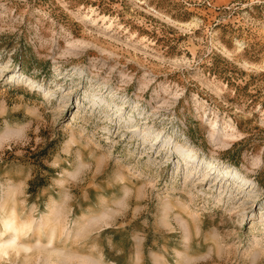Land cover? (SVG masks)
Segmentation results:
<instances>
[{
    "label": "rangeland",
    "instance_id": "1",
    "mask_svg": "<svg viewBox=\"0 0 264 264\" xmlns=\"http://www.w3.org/2000/svg\"><path fill=\"white\" fill-rule=\"evenodd\" d=\"M0 112L38 129L0 149V221L41 246L0 264H264V0H0ZM125 175L138 201L79 238Z\"/></svg>",
    "mask_w": 264,
    "mask_h": 264
},
{
    "label": "clouds",
    "instance_id": "2",
    "mask_svg": "<svg viewBox=\"0 0 264 264\" xmlns=\"http://www.w3.org/2000/svg\"><path fill=\"white\" fill-rule=\"evenodd\" d=\"M0 115H3V112H0ZM27 115L34 120L36 119L31 113ZM30 131H38L37 128L32 127L31 121L5 125L0 128V149L12 145L27 144ZM98 196V210L84 225L79 238L98 235L113 227L128 212L131 203L134 200L138 201V188L125 175L123 179L117 180V190L114 194L101 192L98 193ZM70 199V196L65 197V205ZM0 225L3 228V231L0 232V251L32 252L34 248H41L39 244L29 246L22 243V240L26 239L31 231L30 222L21 221L15 214H12L0 221ZM48 249H51L50 245L43 248L47 256L46 264H93L87 255L75 249ZM95 264H103V258L99 254L95 258ZM155 264H164V258L156 257Z\"/></svg>",
    "mask_w": 264,
    "mask_h": 264
},
{
    "label": "bare ground",
    "instance_id": "3",
    "mask_svg": "<svg viewBox=\"0 0 264 264\" xmlns=\"http://www.w3.org/2000/svg\"><path fill=\"white\" fill-rule=\"evenodd\" d=\"M180 151H181V150H180ZM178 154H180V153H178ZM187 155L190 156L189 153H187ZM191 157H192V155H191ZM191 157H190V158H191ZM186 160H188V159H186ZM209 167H210V169H208V172H209V171H213V172H216V174H220V173L222 172V171H221L222 168H219V169H215V168H214V169H211V166H209ZM224 172L227 173L228 171H227V170H224ZM237 175L240 176V174H237ZM241 179H242V178H241ZM243 182H244V181H243Z\"/></svg>",
    "mask_w": 264,
    "mask_h": 264
}]
</instances>
